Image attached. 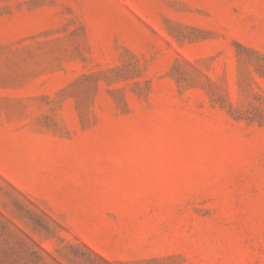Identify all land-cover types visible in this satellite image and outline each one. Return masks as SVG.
<instances>
[{
    "label": "rangeland",
    "instance_id": "rangeland-1",
    "mask_svg": "<svg viewBox=\"0 0 264 264\" xmlns=\"http://www.w3.org/2000/svg\"><path fill=\"white\" fill-rule=\"evenodd\" d=\"M0 264H264V0H0Z\"/></svg>",
    "mask_w": 264,
    "mask_h": 264
}]
</instances>
